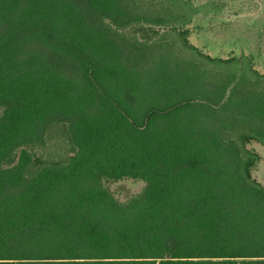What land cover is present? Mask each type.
Here are the masks:
<instances>
[{
    "label": "trees",
    "instance_id": "1",
    "mask_svg": "<svg viewBox=\"0 0 264 264\" xmlns=\"http://www.w3.org/2000/svg\"><path fill=\"white\" fill-rule=\"evenodd\" d=\"M225 8L0 0V264H264V74L189 41Z\"/></svg>",
    "mask_w": 264,
    "mask_h": 264
},
{
    "label": "rangeland",
    "instance_id": "2",
    "mask_svg": "<svg viewBox=\"0 0 264 264\" xmlns=\"http://www.w3.org/2000/svg\"><path fill=\"white\" fill-rule=\"evenodd\" d=\"M190 1L199 5L207 0ZM223 1L226 8L221 17L194 20L189 41L212 57L227 58L241 52L252 55L255 68L264 74V0ZM247 148L259 156L251 175L264 187V147L252 142ZM104 186L119 202L125 203L136 197L145 183L125 178L117 182L105 181Z\"/></svg>",
    "mask_w": 264,
    "mask_h": 264
},
{
    "label": "crops",
    "instance_id": "3",
    "mask_svg": "<svg viewBox=\"0 0 264 264\" xmlns=\"http://www.w3.org/2000/svg\"><path fill=\"white\" fill-rule=\"evenodd\" d=\"M0 212H2V211H0Z\"/></svg>",
    "mask_w": 264,
    "mask_h": 264
}]
</instances>
